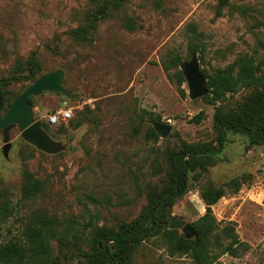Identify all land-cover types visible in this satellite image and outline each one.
<instances>
[{"label":"rangeland","instance_id":"rangeland-1","mask_svg":"<svg viewBox=\"0 0 264 264\" xmlns=\"http://www.w3.org/2000/svg\"><path fill=\"white\" fill-rule=\"evenodd\" d=\"M110 1L104 17L79 40L71 31L86 24L92 0H0V78H12L5 88L16 93L30 83L20 76L34 54L40 74L63 70L65 88L33 96L35 118L43 123L60 108L72 111L68 120L47 126L63 147L55 153L38 150L14 127L5 155L0 130V204L8 203L7 216L0 213V240L21 236L34 212L114 228L141 215L171 175L166 150L216 143L215 106L192 99L185 77L170 80L161 62L177 52L180 69L195 57L200 70L210 72L240 54L255 61L264 56V0H229L220 16H215L218 0ZM189 42L196 48L192 53ZM249 92L241 88L220 104L222 117ZM78 118L81 124L72 127ZM154 122L172 126L167 136L150 137ZM202 157L206 169L188 172L190 190L175 200L167 219L190 224L205 210L201 185L243 174L247 181L222 196L212 211L218 220L232 221L249 247L212 264H264V141L226 130L221 149ZM195 171H202L198 182ZM28 180L40 188L23 197ZM52 245L59 256L56 241ZM126 264L196 263L188 255L170 256L158 237H150Z\"/></svg>","mask_w":264,"mask_h":264},{"label":"trees","instance_id":"trees-1","mask_svg":"<svg viewBox=\"0 0 264 264\" xmlns=\"http://www.w3.org/2000/svg\"><path fill=\"white\" fill-rule=\"evenodd\" d=\"M92 9L87 14L86 24L71 31L77 39L87 38L86 33L96 27L110 8V0H92ZM229 0H218L215 16L222 15ZM133 29L131 21L126 23ZM190 32L200 36L194 24H188ZM188 53L195 48L189 42ZM170 80L183 79L179 68L180 55L170 54L168 60L161 62ZM264 56L255 61L252 55L240 54L223 67H215L210 72L201 69L207 78L208 93L201 98L215 106V145L186 146L178 150H166L171 175L156 195L149 197L144 212L131 221L122 222L114 228L93 223L92 220L79 222L73 216L59 217L42 212H34L24 224L21 236L0 240V264H59L70 260L73 264H126L137 247L150 237H158L170 256L188 255L196 264H212L223 254L237 256L247 250L249 245L241 240L232 221L218 220L212 211L214 205L226 193L237 192L247 181L245 176L237 175L221 184L206 182L199 188L200 197L205 204L204 212L190 222L192 237H186L177 228H169L167 214L175 200L190 190L188 172L196 167L206 169L202 156L219 151L225 140V131L232 130L246 134L254 143L264 141ZM26 72L20 76L26 81H34L41 72V63L31 54L27 59ZM171 69H173L171 71ZM15 77L14 79H16ZM12 78H0V117L13 93L5 88ZM26 87V86H25ZM250 92L245 100L231 109L226 118L222 117L220 104L236 94L241 88ZM32 103V97L29 98ZM81 118L71 123L78 127ZM49 133L48 122L42 123ZM150 137L158 139V132L151 127ZM202 171H195L193 181H199ZM29 181V180H28ZM40 188L36 180L23 186V197H31ZM8 203L0 204V213L7 216ZM52 241H56L59 256H54Z\"/></svg>","mask_w":264,"mask_h":264},{"label":"water","instance_id":"water-1","mask_svg":"<svg viewBox=\"0 0 264 264\" xmlns=\"http://www.w3.org/2000/svg\"><path fill=\"white\" fill-rule=\"evenodd\" d=\"M181 71L187 81L189 95L192 99L201 98L208 93L207 78L201 72L195 57L183 64ZM63 77L64 72L60 68L44 72L11 99L0 117V130L5 155L11 145L9 142L10 130L14 127L18 128L24 140L40 151L55 153L63 148L59 142L51 138L43 128L42 122L35 118L33 105L29 101L30 97L38 96L43 92L63 93L65 91ZM171 127L170 124L154 122L155 130L162 137L167 136ZM168 227L171 229L182 228L185 232H191L190 224L178 218H171Z\"/></svg>","mask_w":264,"mask_h":264},{"label":"built area","instance_id":"built-area-1","mask_svg":"<svg viewBox=\"0 0 264 264\" xmlns=\"http://www.w3.org/2000/svg\"><path fill=\"white\" fill-rule=\"evenodd\" d=\"M72 115V111L69 108H60L56 110L54 113L49 114L47 116V122L52 125L56 124L59 121H66L68 120Z\"/></svg>","mask_w":264,"mask_h":264}]
</instances>
